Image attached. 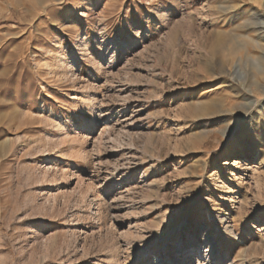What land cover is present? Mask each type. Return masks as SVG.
Listing matches in <instances>:
<instances>
[{
    "label": "rangeland",
    "instance_id": "1",
    "mask_svg": "<svg viewBox=\"0 0 264 264\" xmlns=\"http://www.w3.org/2000/svg\"><path fill=\"white\" fill-rule=\"evenodd\" d=\"M246 100L264 0H0V264H264Z\"/></svg>",
    "mask_w": 264,
    "mask_h": 264
},
{
    "label": "bare ground",
    "instance_id": "2",
    "mask_svg": "<svg viewBox=\"0 0 264 264\" xmlns=\"http://www.w3.org/2000/svg\"><path fill=\"white\" fill-rule=\"evenodd\" d=\"M239 52H240V50H239ZM232 54L233 55H236L237 54V52H236V50H233L232 51ZM257 106V101L256 100H246V103L245 104H243V116H242V118H241V121L240 122H243V124H244V130L247 128V129H249V130H251L250 128H254L255 126H257L258 124H259V122H260V120H261V117H263L262 115H260V116H257L256 115V117L258 118V120L257 119H255V115L253 116L252 115V112H253V110H254V108ZM202 112V111H201ZM246 131V130H245ZM246 134V132H241L238 136H240L241 138H244V149H245V151L247 150H249V149H251V147H250V145H248V144H246V143H248V139H247V135H245ZM251 140V139H250ZM244 149L243 148H241V150L242 151H244ZM254 150V153L256 154V155H258V150L257 149H253ZM246 151V152H247ZM243 154H246V153H244L243 152ZM213 219L216 221V222H218V223H221V222H225V220L223 219V217H213ZM225 224H226V222H225ZM223 230H224V232L225 233H229V227L227 226V225H225V227L223 228ZM185 246V245H184ZM191 248H193V247H190V248H188V249H186V250H189V249H191ZM203 248H199V250H202ZM181 252H183L182 250V248H180L179 249ZM204 252V251H203ZM205 252H207V251H205ZM167 253H168V251H166V252H161V254H163L164 256H163V259H166V258H168V256L169 255H167ZM178 255H180V258L181 259H183V258H185L186 256H188L189 254L187 253V254H182V253H180V254H178ZM177 256V255H176ZM176 256H174V259H172L171 260V258L170 259H166L165 260V262L164 263H168L169 261L170 262H172V263H170V264H176V262H179L180 261V259L179 260H175L176 258ZM157 264H163V262L161 263H157Z\"/></svg>",
    "mask_w": 264,
    "mask_h": 264
}]
</instances>
